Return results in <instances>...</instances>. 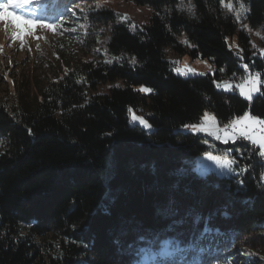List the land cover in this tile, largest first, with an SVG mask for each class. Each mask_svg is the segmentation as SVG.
Returning <instances> with one entry per match:
<instances>
[{
    "label": "trees",
    "instance_id": "16d2710c",
    "mask_svg": "<svg viewBox=\"0 0 264 264\" xmlns=\"http://www.w3.org/2000/svg\"><path fill=\"white\" fill-rule=\"evenodd\" d=\"M52 1L25 13L60 25L47 69L21 63L0 96V264H264V158L243 138L185 130L205 111L220 126L244 112L264 120V85L251 101L216 86L264 74L250 32L216 8L242 2L264 35V0H126L152 10L141 26L108 8L65 20ZM102 34L109 54L134 62L90 59ZM169 51L208 58L213 72L180 75ZM206 153L227 154L236 173H196Z\"/></svg>",
    "mask_w": 264,
    "mask_h": 264
},
{
    "label": "rangeland",
    "instance_id": "374dc122",
    "mask_svg": "<svg viewBox=\"0 0 264 264\" xmlns=\"http://www.w3.org/2000/svg\"><path fill=\"white\" fill-rule=\"evenodd\" d=\"M76 1L77 4L75 8H73V10L70 7H68L69 3H65L64 0H61V2L59 3L58 6L61 8L60 10L64 11V12H60V14H62L61 17H65V20H69L70 18L71 19L75 18L74 17L75 11L85 13V11L87 10H98V9L108 8L113 10L114 13L118 15L120 22L129 21L132 25L141 26L147 23L148 18L152 14V10L150 8L144 6H137L126 0H95V1L76 0ZM52 2H53L52 0L51 1L38 0V2L37 0H30V2L23 9V12L25 14L27 10H30L34 6L41 7L43 5H46L47 3H52ZM54 5L55 2L53 3L52 6H48V7H54ZM179 7L190 14L192 13L191 6L186 2L180 3ZM216 9L221 16L230 17L234 19L237 22L239 28H244L248 30L251 35L252 44L256 45L257 49H259L260 46L264 49L263 47L264 38L260 39L259 37L260 34H263L262 28L260 27L257 29L249 30L248 25L245 22L246 10L242 2L234 3V2L222 1L220 2V4ZM56 11H54V13H56ZM20 30L23 31L22 37L14 38L13 34L19 32ZM36 37L39 38L37 39ZM53 37L54 35L52 34L51 29L41 27L40 24L38 23L33 25L21 24V29H16L11 24L6 25L3 21H0V96L6 92V89L12 88V81L10 74L11 72L8 73V71L9 70L13 71L14 69H20L21 67L19 66H21V63H27L29 65L30 63L35 62L43 69H47L46 54L48 52L53 51L52 48ZM179 38L182 42L185 43L186 39L184 35H181ZM107 41H108V35L102 34L96 41L95 48L91 51L89 58L94 59L100 57L107 63H109V61H111V63L122 62L123 60H127L129 63L134 61V58L125 52L123 53V55L109 54ZM227 43H228V47L231 48L233 51L237 50L238 46L235 37L228 38ZM167 55H168V59L173 64L174 68L178 67L181 69V71H184L185 67L192 69V72H189L184 76H189V75L203 76L213 72L212 63L208 58H192L188 54L177 55L172 51H169ZM245 77L240 78L238 80L220 79L216 81V85L218 82H230L232 84L231 89L225 90L223 86L219 87L218 89L227 92L233 91L239 94V88L236 86L239 85ZM116 85H119V83L101 85L98 88V92L107 91L111 87ZM141 88H145V87H140V89ZM205 113H207L209 117H213L214 119H205L204 118ZM133 115L143 117L144 120L148 123V121L146 120V118L143 116L142 113H139L134 109H131L129 119L132 123L138 124L143 128H147L144 125H142L139 121H134L132 119ZM195 124L203 125V127L206 130L193 131L191 127H186L185 130L194 133H199L205 136L206 138L212 139L213 141L215 140L225 143L223 139L217 140L215 138V135L209 134V132H214L222 137L224 136V132L223 131L216 132V129H222L225 126V125L220 126L215 116L211 112L205 111L200 121ZM247 130L250 131L252 135L257 137L264 135V131H262L261 126L258 125H254ZM227 131L231 133L232 128L230 127V130L228 128ZM238 138H243L239 135V132L236 133L235 139H230V142L227 143L233 144L238 140ZM246 141L252 144L251 141L249 140ZM253 146L258 148V152H259V145H253ZM209 156L219 157L222 161L230 160L233 163L231 164L230 168L223 167L221 163H218L217 160L210 159ZM233 165H234V160L231 157H229L227 154L215 155L212 153H206L199 156L196 159L194 170L196 173L200 175H204L208 171H213L221 176H229L232 173H236L234 172ZM259 232L260 234L264 235V228L263 229L260 228Z\"/></svg>",
    "mask_w": 264,
    "mask_h": 264
},
{
    "label": "snow or ice",
    "instance_id": "6c2138e0",
    "mask_svg": "<svg viewBox=\"0 0 264 264\" xmlns=\"http://www.w3.org/2000/svg\"><path fill=\"white\" fill-rule=\"evenodd\" d=\"M30 2V0H2L0 2V21H3L6 25L11 24L16 29H21V24L25 25H33V24H40L41 27L49 28L53 31L56 30L60 25H53L44 23L42 21L32 20L29 19L24 13L23 9L25 6ZM38 2V0H37ZM20 10V11H17ZM23 31L20 30L13 34L14 38L22 37ZM37 39L39 37H36ZM255 48L256 45H253ZM261 53L264 54V49H261ZM134 62V61H133ZM111 63V61H109ZM247 69V65H244ZM178 74L185 75L189 72H192V69L185 67L184 71H181L180 68L174 69ZM262 73H252L249 76H246L242 82L237 85L236 87L239 88L240 96L244 97L246 100L251 101L255 93L261 91L260 85H264V79H262ZM218 88L223 86L225 90L231 89L232 84L230 82H218L216 85ZM143 92H150L151 89L148 88H141ZM131 111V110H130ZM205 119H214L213 117H209L207 113L204 116ZM132 119L134 121H139L145 127H149L148 123L144 120L143 117L133 115ZM254 125L261 126L262 131H264V120L258 119L256 116L250 115L248 112H244L243 115L238 116L236 119L231 120L229 124H226L223 129H216V132L223 131L224 136L221 137L214 132H209L210 135H215L217 140L223 139L225 143L228 142L230 139L236 138V133L239 132V135L246 140L251 141L253 145H259V155L261 158H264V135L261 136H254L248 131L247 129L251 128ZM239 126V127H238ZM186 127H191L193 131H204L206 130L203 125H186ZM232 128V132L229 133L227 130L228 128ZM210 159L217 160L218 163H221L223 167L230 168L231 164L233 163L230 160H221L219 157L209 156Z\"/></svg>",
    "mask_w": 264,
    "mask_h": 264
},
{
    "label": "crops",
    "instance_id": "0c3cea01",
    "mask_svg": "<svg viewBox=\"0 0 264 264\" xmlns=\"http://www.w3.org/2000/svg\"><path fill=\"white\" fill-rule=\"evenodd\" d=\"M259 37H260V39H263V38H264V35H263V34H260ZM263 47H264V46H263ZM261 49H263V48L260 46L258 50L261 52ZM222 137H223V136H222ZM228 142H230V140H228Z\"/></svg>",
    "mask_w": 264,
    "mask_h": 264
},
{
    "label": "built area",
    "instance_id": "2783aa9c",
    "mask_svg": "<svg viewBox=\"0 0 264 264\" xmlns=\"http://www.w3.org/2000/svg\"><path fill=\"white\" fill-rule=\"evenodd\" d=\"M223 129V128H222ZM229 130H230V127H229ZM221 132V131H220Z\"/></svg>",
    "mask_w": 264,
    "mask_h": 264
}]
</instances>
